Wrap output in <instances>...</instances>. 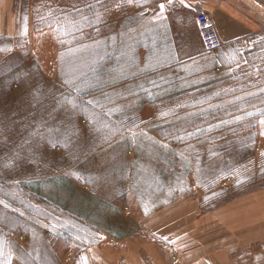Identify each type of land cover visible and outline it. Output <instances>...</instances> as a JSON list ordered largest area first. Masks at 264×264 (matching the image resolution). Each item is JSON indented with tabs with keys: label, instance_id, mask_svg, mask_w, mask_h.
<instances>
[{
	"label": "rangeland",
	"instance_id": "374dc122",
	"mask_svg": "<svg viewBox=\"0 0 264 264\" xmlns=\"http://www.w3.org/2000/svg\"><path fill=\"white\" fill-rule=\"evenodd\" d=\"M117 5L14 0L20 30L0 31V264H103L107 250L115 263L150 243L173 261L187 248L264 264V31L117 89L139 67L110 47ZM161 226L186 238L148 240Z\"/></svg>",
	"mask_w": 264,
	"mask_h": 264
},
{
	"label": "crops",
	"instance_id": "0c3cea01",
	"mask_svg": "<svg viewBox=\"0 0 264 264\" xmlns=\"http://www.w3.org/2000/svg\"><path fill=\"white\" fill-rule=\"evenodd\" d=\"M160 4H165L164 10L160 9ZM184 5H181L180 0H173L172 4H168L167 0H118L120 14L116 19L117 29L108 38L110 42L115 39V45L111 43L110 47L116 50L118 64L130 62L139 67L137 66V73L131 79L128 76L122 78L126 79L125 83L117 89L130 87L133 82L138 85L145 78L153 79L163 70H166L164 78L170 80V72L183 64L198 67L201 64L199 58L206 50L195 21L200 10L208 12L216 22L222 38V45L217 49L246 41L254 34L264 31V0H184ZM17 18L14 0H0V31L5 36L13 37L19 32ZM162 78L158 77V80L161 81ZM118 94L121 92L118 91ZM124 95H128V92ZM163 211L156 213V221L161 218L165 221L170 219L167 215H161ZM166 223L170 225L173 221ZM105 233L111 235L107 231ZM184 233L187 234L176 230L164 231L161 226L150 227L146 236L151 241L160 238L185 239ZM133 234L132 238L123 234H112L115 236L112 239L137 238ZM135 234H138V239L141 238V231ZM134 247L137 248L133 246V249H122L117 254L119 257L115 258V263L109 260L112 257L109 250L102 253L107 263L102 258L100 260L103 264H120L121 258L127 264H206L204 251L190 254V262L184 256L187 248L180 249L173 261L167 248L158 246L157 243L145 244L139 251Z\"/></svg>",
	"mask_w": 264,
	"mask_h": 264
},
{
	"label": "built area",
	"instance_id": "2783aa9c",
	"mask_svg": "<svg viewBox=\"0 0 264 264\" xmlns=\"http://www.w3.org/2000/svg\"><path fill=\"white\" fill-rule=\"evenodd\" d=\"M195 21L206 50H214L222 45V38L213 17L205 10H200Z\"/></svg>",
	"mask_w": 264,
	"mask_h": 264
},
{
	"label": "snow or ice",
	"instance_id": "6c2138e0",
	"mask_svg": "<svg viewBox=\"0 0 264 264\" xmlns=\"http://www.w3.org/2000/svg\"><path fill=\"white\" fill-rule=\"evenodd\" d=\"M167 3L168 4H172L173 3V0H167ZM180 3H181V5H184V0H180ZM184 6L187 7V6H190V5H184ZM159 7H160L161 10H164L165 4H160Z\"/></svg>",
	"mask_w": 264,
	"mask_h": 264
}]
</instances>
